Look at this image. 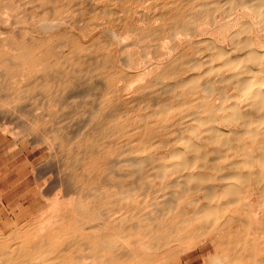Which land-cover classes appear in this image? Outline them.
<instances>
[{"label":"bare ground","instance_id":"bare-ground-1","mask_svg":"<svg viewBox=\"0 0 264 264\" xmlns=\"http://www.w3.org/2000/svg\"><path fill=\"white\" fill-rule=\"evenodd\" d=\"M17 1L0 264H264V0Z\"/></svg>","mask_w":264,"mask_h":264},{"label":"rangeland","instance_id":"rangeland-1","mask_svg":"<svg viewBox=\"0 0 264 264\" xmlns=\"http://www.w3.org/2000/svg\"><path fill=\"white\" fill-rule=\"evenodd\" d=\"M1 1H2V4H15V5H17L19 3V1H17V0H1ZM3 16H5V13L3 14Z\"/></svg>","mask_w":264,"mask_h":264}]
</instances>
